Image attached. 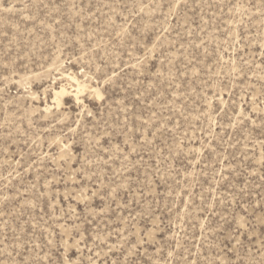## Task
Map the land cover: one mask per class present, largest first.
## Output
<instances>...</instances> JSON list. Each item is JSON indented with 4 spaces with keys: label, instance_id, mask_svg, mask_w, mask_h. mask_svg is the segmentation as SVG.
I'll use <instances>...</instances> for the list:
<instances>
[{
    "label": "rangeland",
    "instance_id": "374dc122",
    "mask_svg": "<svg viewBox=\"0 0 264 264\" xmlns=\"http://www.w3.org/2000/svg\"><path fill=\"white\" fill-rule=\"evenodd\" d=\"M0 264H264V0H0Z\"/></svg>",
    "mask_w": 264,
    "mask_h": 264
}]
</instances>
